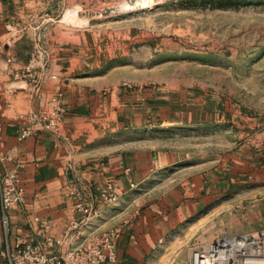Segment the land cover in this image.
I'll list each match as a JSON object with an SVG mask.
<instances>
[{"label": "rangeland", "instance_id": "rangeland-1", "mask_svg": "<svg viewBox=\"0 0 264 264\" xmlns=\"http://www.w3.org/2000/svg\"><path fill=\"white\" fill-rule=\"evenodd\" d=\"M2 1L36 73L45 64L60 88L131 84L147 119L161 105L170 110L168 121L109 141L173 154L166 170L110 205L112 213L163 207L158 199L172 191L205 193L194 229H220L191 249L190 264L211 242L264 233V0ZM36 73L24 89L10 73L18 114L29 106L27 88L50 79ZM33 107L36 114L39 102Z\"/></svg>", "mask_w": 264, "mask_h": 264}, {"label": "crops", "instance_id": "crops-1", "mask_svg": "<svg viewBox=\"0 0 264 264\" xmlns=\"http://www.w3.org/2000/svg\"><path fill=\"white\" fill-rule=\"evenodd\" d=\"M6 4L0 0V62L4 64H0V168L18 174L25 200L8 211V236L0 219V249L12 248L17 235L28 234L36 227L29 222L32 216L47 222L46 234H59L69 219L77 216L70 208L71 188L87 190L97 182L112 179L118 200H123L132 187L166 170L173 160L171 152L160 148L110 145L114 133L146 126L152 120L162 124L171 115L169 109L161 110V105L154 109L156 118L147 119L142 114L145 99L131 84L73 81L62 83L60 88L56 80L45 79L36 88H27L31 92L29 106L26 114H18L10 73L28 64L32 49L20 47L25 38L16 34V24L4 14ZM26 84L24 81L19 88L24 89ZM57 88L66 106L60 130L52 132L33 122V133L20 139V127L36 119L31 114L35 111L33 103L49 99ZM195 193L187 197L186 192L172 191L158 199L165 203L163 207L162 203L154 204L129 215L126 210L112 213L114 208L98 203L99 217L92 230L119 229L116 259L103 264H190L191 249L209 241L211 232L220 229L202 225L194 229L202 218L198 215L203 200L208 198L205 193L200 192L199 197ZM0 264L7 262L0 258Z\"/></svg>", "mask_w": 264, "mask_h": 264}, {"label": "built area", "instance_id": "built-area-1", "mask_svg": "<svg viewBox=\"0 0 264 264\" xmlns=\"http://www.w3.org/2000/svg\"><path fill=\"white\" fill-rule=\"evenodd\" d=\"M6 61L9 62L10 59ZM47 71L45 64H42L40 72L42 77L53 80L57 78L55 74L49 75ZM33 74V66L30 63L11 72L14 80L23 81ZM62 96L61 89L57 88L49 99L41 100L35 114L36 119L20 127L19 138H26L33 133V122L47 130L58 132L66 113ZM69 197L71 211L77 216L69 219L59 234L55 236L46 234L47 222L38 216H32L29 222L36 227H33L28 234L17 235L12 248L0 249V258L7 264H103L106 261H115L119 229L92 230L93 223L99 217V209L96 205L101 203L103 207H106L118 201L114 181L105 179L93 184L87 190L71 188ZM24 200L25 191L20 184L18 174L14 171H3L0 168V219L5 236H8L10 232L8 211L22 205ZM257 236L261 238V244L255 243L253 246H262L264 251V233ZM218 241L220 240L214 242ZM214 242L207 244L208 247L202 248L201 252H193V257L197 254L201 256L208 254L213 259L214 254L218 253L217 248L214 249ZM232 258L234 259L235 256ZM235 262L239 264L237 258ZM192 264L195 263L192 261Z\"/></svg>", "mask_w": 264, "mask_h": 264}, {"label": "bare ground", "instance_id": "bare-ground-1", "mask_svg": "<svg viewBox=\"0 0 264 264\" xmlns=\"http://www.w3.org/2000/svg\"><path fill=\"white\" fill-rule=\"evenodd\" d=\"M260 233H251L239 236L235 239H223L213 244L214 249L217 248L218 253L214 254V258L205 254L194 256L195 264H236L230 259V256H237L243 259V264H264V251L262 246L254 248V244L260 243ZM257 236V237H256ZM261 244V243H260ZM210 246V245H209ZM208 247V246H206ZM211 252V251H210Z\"/></svg>", "mask_w": 264, "mask_h": 264}]
</instances>
